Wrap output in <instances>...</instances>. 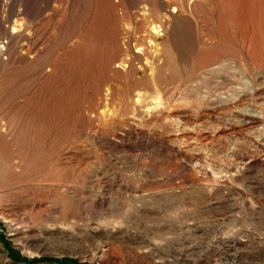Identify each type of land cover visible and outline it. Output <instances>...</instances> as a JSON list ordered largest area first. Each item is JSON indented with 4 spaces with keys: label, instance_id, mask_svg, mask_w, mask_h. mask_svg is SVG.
I'll return each instance as SVG.
<instances>
[{
    "label": "rangeland",
    "instance_id": "obj_1",
    "mask_svg": "<svg viewBox=\"0 0 264 264\" xmlns=\"http://www.w3.org/2000/svg\"><path fill=\"white\" fill-rule=\"evenodd\" d=\"M0 264H264V0H0Z\"/></svg>",
    "mask_w": 264,
    "mask_h": 264
},
{
    "label": "bare ground",
    "instance_id": "obj_2",
    "mask_svg": "<svg viewBox=\"0 0 264 264\" xmlns=\"http://www.w3.org/2000/svg\"><path fill=\"white\" fill-rule=\"evenodd\" d=\"M145 17V16H144ZM155 28V27H154Z\"/></svg>",
    "mask_w": 264,
    "mask_h": 264
}]
</instances>
